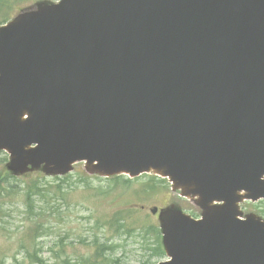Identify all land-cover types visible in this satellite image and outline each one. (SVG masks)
<instances>
[{
  "label": "water",
  "instance_id": "obj_1",
  "mask_svg": "<svg viewBox=\"0 0 264 264\" xmlns=\"http://www.w3.org/2000/svg\"><path fill=\"white\" fill-rule=\"evenodd\" d=\"M0 147L14 171L87 160L198 196L200 220L161 211L171 260L158 264H264V220L239 207L264 197V0H62L21 14L0 27Z\"/></svg>",
  "mask_w": 264,
  "mask_h": 264
},
{
  "label": "rangeland",
  "instance_id": "obj_2",
  "mask_svg": "<svg viewBox=\"0 0 264 264\" xmlns=\"http://www.w3.org/2000/svg\"><path fill=\"white\" fill-rule=\"evenodd\" d=\"M23 1L25 0L21 2L0 0V20L6 17V11H10L7 17L16 14L17 4L20 5ZM32 3L35 2L27 0L22 5L30 6ZM2 156L3 154L0 153V170L5 166L1 163ZM6 168L9 169L7 165ZM74 169L83 170L86 173L84 162L76 163ZM15 175L16 178L11 179L12 181L0 182L1 264H41V262L33 263L36 261L35 254L42 259V264H65L64 260L70 256L75 258L72 264H87L91 258H94L96 237L100 239V242L108 238L115 239L114 248L109 251L110 256L118 260V263L114 264H142L147 260L146 257L151 251L143 249L136 235L132 238L119 237L115 230L111 228L109 230L104 222L111 211L124 206L132 207L130 205V200H132L134 204L138 203L136 207H133L134 210L144 211H137L136 214V223L142 225L148 219L147 216H149L148 220L156 221V215H148L149 209L154 206L162 209L181 207L190 214L193 210L194 212L199 210L195 203L181 197L179 191L173 190L169 182L164 186L156 182L158 185L149 188L148 191L140 189L142 193L139 196L133 195L138 186L132 185L131 188L119 186L110 195L101 197L98 195L99 188L109 185L107 178L103 177L102 180L98 179L101 177L91 178L89 181L92 183H87V187L78 186L80 180L73 178L64 183V192H61L64 194L63 197L55 196L52 185H47L48 182L40 180L39 186L43 190L32 191L34 194L33 207L35 214H44V217L32 218L33 211L27 210L25 205V198L28 194L25 182L26 176H33L34 173ZM0 176L11 178L5 173H1ZM37 177L34 175V178L29 180L34 181ZM47 180H53V177L48 176ZM8 183H12L13 187H9ZM140 206H144V209ZM242 208L245 213L254 212L264 217V201L257 203L246 201L242 204ZM43 220L47 222L43 235L36 237L34 229L37 223ZM165 258H152L151 263Z\"/></svg>",
  "mask_w": 264,
  "mask_h": 264
},
{
  "label": "trees",
  "instance_id": "obj_3",
  "mask_svg": "<svg viewBox=\"0 0 264 264\" xmlns=\"http://www.w3.org/2000/svg\"><path fill=\"white\" fill-rule=\"evenodd\" d=\"M4 20H2V21H4ZM0 22H1V20H0ZM3 159L5 161L7 160L6 158H2L1 163H4ZM5 174L9 175L11 178H9V177L4 178V177L0 176V182L12 181L11 179L13 178V176L8 174L7 172ZM40 183L41 182H37V181H33V182L26 181L25 182V185H27V191H28V194L26 195V198H25V200H26L25 205H26L27 210L33 211L32 218L44 217V214H35L34 213V207H33V200H34L33 195L34 194H32V191L33 192L42 191L43 189L39 186ZM63 183H64V181H60L59 184H53V182H48L46 184L52 185V187H53L52 189H53L55 196L63 197L64 194L61 193V192H64V188L62 187ZM131 184H134V182L132 180H126L123 177H117L116 180H113L109 186H107L105 188H99L100 193L98 195L99 196H107V195H110L112 192H114L115 191L114 189H116L117 187L127 186V188H129ZM157 185L158 184H156V182H152L151 180H148V181L141 183V185H138L136 192L138 195H140L142 193V192H140V189H145V191H147L148 188H146V187H155ZM8 186L13 187L12 183H8ZM83 186H87V185H83ZM137 194H135V195H137ZM136 217H137V215H136L135 211H131L129 208H124L121 210H113L110 212L108 219L104 222V224L107 225L109 230H110V228L115 230L119 234V237L126 236L127 238H132V237H134V235H136L135 237L140 239L139 241L142 244L143 249L151 251V253L148 254L146 257L147 260L144 262L145 264H147V263L151 262L152 258L161 257L164 255V250H163V247L161 245L160 229H159L158 223H156L153 220H148L149 218L148 219L144 218V219H146L145 222L142 225H138L136 223ZM46 223L47 222L45 220L37 223V225L34 229V231L36 233V237H40L41 235H43V230L46 227L45 226ZM103 228H105V227L103 226ZM59 240H60V238L58 239V241ZM114 240H111L108 238L107 240H103L100 242V239L96 237L94 240V244L96 246L94 258H91V260L88 261V263H90V264L118 263V260L113 259L109 254V251L114 248V244H113ZM35 255H36V258H35L36 261H33V263L41 262V264H42L43 263L42 259H40L37 254H35ZM74 260H75V258L70 256V258L67 257L64 260V262H65V264H72L73 263L72 261H74ZM82 263H84V262L82 261Z\"/></svg>",
  "mask_w": 264,
  "mask_h": 264
}]
</instances>
